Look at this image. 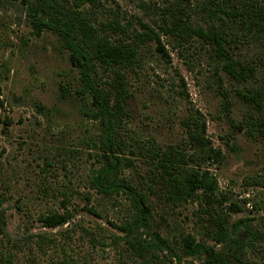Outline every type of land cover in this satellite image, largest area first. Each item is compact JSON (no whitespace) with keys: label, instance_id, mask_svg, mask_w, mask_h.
<instances>
[{"label":"rangeland","instance_id":"rangeland-1","mask_svg":"<svg viewBox=\"0 0 264 264\" xmlns=\"http://www.w3.org/2000/svg\"><path fill=\"white\" fill-rule=\"evenodd\" d=\"M203 1L100 0L95 9L102 17L131 21L139 29L140 21L154 26L173 7L198 20ZM160 40L168 56L150 41L141 49L140 63L127 71L130 118L121 130L126 155L138 141L180 143L182 119L189 113L198 116L220 156H201L190 165L208 169L226 196L224 203L239 205L231 219L249 216L250 223L259 224L264 220V188L246 180L264 175V138L253 124L263 114L235 95V84L207 45L191 39L178 43L165 34ZM257 45L233 48L256 65L254 82L264 79V46ZM99 74L105 77L104 71ZM77 82L57 36L33 28L23 0H0V264H136L125 253L124 233L110 222H118L125 212L124 194L103 198L86 181L98 163L92 143L99 125L83 113L88 103L76 95ZM133 159L136 166L124 174L137 179L141 158ZM63 203L71 212L65 223L51 227L39 220L41 214L63 210ZM155 208L160 233L171 245L164 250L165 264L203 263L205 249L195 254L180 245L184 232L204 241L208 250L221 246L205 236L195 201L157 202ZM249 255L261 257L258 250Z\"/></svg>","mask_w":264,"mask_h":264},{"label":"trees","instance_id":"trees-1","mask_svg":"<svg viewBox=\"0 0 264 264\" xmlns=\"http://www.w3.org/2000/svg\"><path fill=\"white\" fill-rule=\"evenodd\" d=\"M23 2L33 28L51 31L67 50L68 60L77 72L74 91L88 103L83 113L98 122L99 131L92 143L98 163L86 181L103 198L114 200L119 192L124 194L125 212L118 222H110L124 233L121 238L126 255L136 264H165L164 250L171 245L160 233L155 207L157 202L168 205L191 199L196 203L194 213L205 236L221 246L208 250L204 241L184 232L179 236L184 250L199 254L201 248L205 249L202 264H264V220L254 224L249 216L231 219L230 213L238 211L239 205L224 203L226 196L208 169L190 165H196L201 156H220L219 149L212 147L206 137L203 120L189 113L182 119L180 143L160 146L154 140L138 141L129 145L128 155L121 133L130 118L127 71L140 63L141 49L150 41L168 56L160 40L165 34L178 43L191 39L207 45L209 55L235 84V95L263 114L253 124L264 138V79L254 82L256 65L233 51L234 47L251 43L264 46V0H240L237 4L206 0L201 2L203 12L198 20L183 16L179 7H173L154 26L140 21L139 29L132 28L131 21L102 17L95 9L100 0ZM99 71H104L105 77H100ZM36 106L41 107L39 103ZM134 157L141 158L142 165L137 179L124 174L125 169L136 166ZM246 182L264 188V175H255ZM63 206L61 211L41 214L39 220L51 227L65 223L71 212ZM254 250L260 252V260L249 255Z\"/></svg>","mask_w":264,"mask_h":264}]
</instances>
